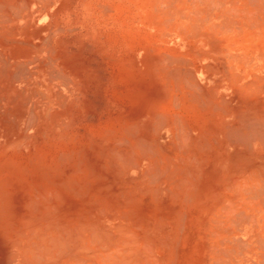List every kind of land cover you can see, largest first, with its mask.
Here are the masks:
<instances>
[{
  "label": "rangeland",
  "instance_id": "rangeland-1",
  "mask_svg": "<svg viewBox=\"0 0 264 264\" xmlns=\"http://www.w3.org/2000/svg\"><path fill=\"white\" fill-rule=\"evenodd\" d=\"M5 1L6 0H0V3H4ZM23 1L25 2L23 3ZM23 1L13 0V4L16 6L13 5L6 11L15 13L14 16L16 18L19 17V13L27 14L31 12L29 19H37L36 15H41L40 18L37 19V23L33 20V42L39 43L41 41H47L46 43L52 48L50 52L47 53L48 56L43 53L39 59L45 58L53 63L51 64V70L54 71V77L56 76L55 74H57L59 78L62 77L65 80L67 78L69 79H67L69 81V88L58 81V86L54 87L52 95H50L55 102H53V106L56 109L53 112V118L50 124L55 127V125L61 124L70 117L71 122L69 126H66V130L63 132H54L52 128H49L48 135L45 138H43L46 131V129H44L39 133L40 141L38 140L36 145L24 148L23 152H10L7 156L0 158V179H4L13 172L17 177L28 180V183L23 185L25 188L22 191H17V187L11 189L13 192L12 195L19 199L12 197L14 201L12 204H9L10 207H1L0 205V264H14L11 263L13 260L9 252L11 240L15 235L14 233H16L15 230L22 227L24 221L28 218L37 217L36 213L45 215L52 214L51 211H56L55 215L57 214L56 216H58V220L56 221H58L63 228L65 225L66 228L73 229L72 232L79 230L80 227H78V223H87V226L91 223L90 226L92 228L96 227L95 229L98 228V230L100 229L101 231H108L110 229V231L119 238L117 239L119 241L118 244L123 246H119L121 247V252L119 253H117L118 247H115V250L113 247H111L113 250H111V248L107 250V248L104 247L93 255L86 251L84 254H81L82 257H86L90 262L96 264H108V262L109 264H121V262L122 264H127L128 262H133V264H264V227H262L264 226V213H262L263 211L261 212L262 209H259L261 204V207L264 208V190L262 191L263 185L261 184L263 180H261V176L260 178L253 177L252 179L249 177V175L253 176L252 174L254 173L252 167H247L246 171L239 173V179L234 182L235 185L239 182L238 188H240L241 191L237 192L238 188H235L237 194H235L233 189H228V186H225L228 185V182L225 181L224 177H213L215 175L214 170H209V168L204 169L205 172L209 171L210 173V176L207 175V179L205 180L207 183L206 192L204 193L205 189L203 187L201 188L197 185L194 187L192 186L193 188L190 187L182 191L186 193L185 195H183L182 192L177 195L178 199L176 198V200H179L177 202L168 194L171 192V189H177V186L173 185L171 188V184L163 180L165 179L164 174L167 171L165 169L166 167L164 168L166 163L163 159V161L160 160V165H156L157 168H155L153 165L154 161H145V159L140 158L138 154L135 155L136 157L134 158L136 162L135 166H130L122 162L118 163L119 161H116L118 159L111 157V164L115 166L112 167V165L109 164L110 166H106L107 168H105L104 164L107 165V161L110 163L111 158H103L98 154L99 149L104 145H108L109 150H107L110 151V154L116 153L113 151L115 146V142L113 141L114 138L104 139L101 135L107 136L108 132L113 133V130L120 127L126 118L130 116L135 117L133 114L136 113L137 105H135L132 96L137 87H143L144 84L148 83L147 75H149V71L147 69V61L153 59L155 55L156 57L164 55L179 56L185 63L191 66L197 73V76L205 82L206 80L203 79L204 73L202 66L205 60L201 61L198 54L200 50H204L210 45L205 47V45L199 42L200 39H202L200 37L202 34L201 32L206 31L204 33L205 39L216 41L219 46L231 47L233 45L231 48L240 46L239 48H242L245 52L250 51L246 48L252 45L255 46L260 41L264 44V37L261 36L264 35L263 0H256V2L254 0H215L216 2L211 6L210 3H207V0H203L204 2L202 0ZM13 7H16V9ZM207 9L212 10L208 11ZM205 10H207L206 13ZM194 11H197V13L195 14ZM227 11L230 12L228 13ZM251 11L253 12L250 17L248 15ZM187 14L189 15L187 16ZM250 18L251 21H255L252 22L254 26L256 22H258V25L254 27L253 24L251 25L250 22H247ZM226 21L231 22L228 23ZM21 23L22 26H24L25 19L23 22L20 20L17 22V24L20 25ZM222 23H226L224 24L225 26L231 25V28L235 29V31L229 33L226 31L225 26L224 28L222 27ZM3 24L11 23L5 22ZM193 24L197 26L196 29L198 34L197 31H194L195 28H191L194 26ZM213 26L217 27L216 29L215 27L213 28L212 34L214 35L212 36L210 30ZM237 27H240V29ZM218 28H220V30ZM180 29L187 30L183 32ZM191 29L196 32V36L193 31L190 32ZM260 30L261 32H259ZM218 31L221 32L215 34ZM253 31L256 32L254 33ZM207 35L209 38H207ZM215 35L219 40H217ZM227 37L230 39L229 41H226L225 38ZM44 38L48 39L45 40ZM225 59L227 61L231 59L228 52H226ZM229 64L233 66L232 63ZM138 69L142 70L140 75L136 76V78H132L134 76L133 74L138 73ZM44 90L47 91L46 88H44ZM64 95L67 96L66 99H64ZM75 98L77 99L75 100ZM61 102V106L63 105L62 107L60 106ZM176 112H184V108L179 105ZM176 115L178 116L180 114ZM32 117H34V115H32ZM104 131H106V134H103ZM158 137H160V135ZM129 143L132 145L131 141H129ZM91 144L92 148L90 147ZM131 147L132 146H130V148ZM87 148L93 149V151L88 152ZM110 148H113L112 152ZM103 150L105 149L103 148ZM43 152L47 155L43 158V164L48 167L49 173L59 176L65 181L68 180V176L65 172L54 170L56 156H62L65 152L68 153L66 155H69V162H71L69 167L73 166L75 163L78 165L83 161V158H85L86 161H83L84 164L81 162L80 165L84 166L92 163L94 164L93 168H95V171H93L91 175L89 173L90 170L88 168L85 169V173L81 172V174H79L80 179L78 177V179L75 178L77 182L69 185V190L68 187L58 188L60 190V197L56 201L60 200L58 202L62 204L53 200L49 201L51 203L48 202L47 204V199L44 197H52V193L48 195L47 191H39L40 193L38 194L40 195H35V198H38L35 199L38 201H36V203H39V205H35L37 208L34 209L35 207L33 208L32 204H27L20 198V194H24L25 191L28 193L30 191L32 192L31 188L34 182L32 179L36 176L37 180L40 172L44 174L48 173V171L41 169L42 165L40 168L37 167L38 162L35 161ZM130 153L132 152L130 151ZM83 154L85 156L81 157L80 160L79 156ZM107 155L106 157H109V153ZM100 158L102 159L100 160ZM150 165H153L152 167L155 170L154 177H158L159 180L156 177L154 179L147 178L148 180L144 178L146 176L143 175L144 173L152 172L149 168ZM158 166L160 168L159 171H157ZM226 170H229V168ZM249 171L252 174H248L247 172ZM59 173L60 175H58ZM246 174L248 175L246 176ZM242 177L244 178V180L242 179L243 181L246 182V180H248V182H246L248 186L245 185V182L241 181L240 178ZM177 179H180V177ZM156 180H158L157 183ZM143 181L147 183V186H145L146 184H144ZM11 182L15 184L12 176ZM242 184L246 186L244 190L249 187L245 190L247 193L253 188V193H243ZM252 185H254L255 188ZM260 185L262 187H260ZM151 186L155 187L152 189ZM223 186L226 187L225 189L227 190H225ZM146 187L148 188L146 189ZM163 187L165 188L163 189ZM222 188L223 190H221ZM217 189L218 191L220 189L221 195L217 193ZM255 189H258L259 193L256 191L257 194H259L258 196L254 193ZM194 190H197V196ZM85 191L87 193H85ZM222 191H225V194ZM157 192H159V194H157ZM227 192V195L235 194L238 196L237 202L240 199V206L241 204L247 206L250 201L254 202H251V204L254 205L251 206L250 204L248 208L245 206H242L243 209L240 208L244 211L245 215H247L248 212L249 214L253 212L251 216L254 215L253 217L257 224L255 222L252 223L253 219L250 216L252 220L248 219L249 222H247L248 216L245 217V215H243L246 219L245 222L244 217H241L244 213L240 208H237L238 206H235V212H231L232 209H230L231 215L234 214V216L232 215L230 217L228 213L229 210L226 212V210H224L225 208H223L230 207L229 204L226 206L216 201L221 198L225 201ZM261 192L263 194H261ZM167 194L169 197H167ZM251 194L255 197L252 199H256L257 203L255 200L253 201L251 199ZM247 195L250 197L248 200H246L248 197ZM239 196L241 198H239ZM257 197H259V199L262 197L263 199L261 198L259 200ZM191 198L193 199L191 202L187 200ZM168 199L169 201H167ZM241 199L246 200L247 202L245 203L247 205L242 203L244 200L242 201ZM121 201L123 202L122 204ZM185 202L188 203L185 205ZM42 206L45 208H42ZM180 206L182 208H179ZM46 207L48 209H46ZM218 207H221L220 209L224 211L219 210ZM257 207L259 210H256ZM238 209H240L239 212H237ZM48 210L49 213H47ZM223 212L228 215L225 216V214H222ZM214 213L216 216L220 217L216 219L217 217ZM162 217L163 219H161ZM215 220H218V222ZM56 221L55 223H57ZM221 222L223 223L221 224ZM96 224L99 227L96 226ZM57 225L60 226L59 224ZM74 227L77 229L75 230ZM119 228H123L124 231L118 230ZM136 240H138V242ZM126 244L133 245V252L135 253L132 251L128 253ZM85 253L89 254L88 257ZM116 256L118 257V262L114 260L117 259ZM14 260H16V258H14Z\"/></svg>",
  "mask_w": 264,
  "mask_h": 264
},
{
  "label": "bare ground",
  "instance_id": "bare-ground-1",
  "mask_svg": "<svg viewBox=\"0 0 264 264\" xmlns=\"http://www.w3.org/2000/svg\"><path fill=\"white\" fill-rule=\"evenodd\" d=\"M254 1L256 2V0ZM24 2L25 1H23V3ZM215 2H216L215 0H207V3H210V6ZM13 5H14L13 0H6L4 3L3 2L0 3V158H2L3 156H7L8 154H10V152L13 151L23 152L24 148H28L36 145L37 141L40 138L39 133L42 132L44 129H46V131L44 133L43 138H45L48 135L49 128H52L53 129L52 131L54 132H61V131L63 132L66 130V126L67 125L69 126L71 122V117H70L67 120L63 121L61 124L55 125V127H53L50 124L53 118V112L56 110L55 107L53 106V102H54L53 98L50 97V95H52L54 87L58 86V81L64 86H67V88H69L68 85L69 79L67 78L68 80L67 79L65 80L62 77L59 78L57 74H55L56 76L54 77V71L51 70L52 67L51 64L53 63H51L45 58L39 59V57L42 56L43 53L44 55L49 53L52 48L50 47V45L46 43L47 41L46 42L41 41L39 43L33 42L34 39L33 24L34 21L37 23V19H39L41 15L40 14L36 15L37 19L36 18L29 19V17L31 16L30 14L31 12H28L27 14L19 13L18 14L19 17L16 18L14 16L15 13H12V11H6L8 10V8L12 7ZM14 9H16V7ZM212 9L210 10L207 9V10L211 11ZM207 10H205V13ZM252 12L253 11H251L248 16H250ZM196 13L197 11L195 12V14ZM189 14H187V16ZM24 19H25L24 26H22V23L21 25L17 24L19 20L23 22ZM5 22H9L11 24H3ZM226 22L230 23L231 21H226ZM247 22H250V24L252 25L253 24L252 22L255 21H251L250 18V20L249 21L247 20ZM222 24H223L222 27L224 28L225 26L224 24L226 23H222ZM255 24L258 25V22H256ZM214 27L215 26H213L212 29L210 30L212 36L214 35L212 34L213 33L212 30ZM219 27L222 28L221 26ZM191 28L193 29L195 28L194 31H197L196 25H194ZM220 28L218 29L220 30ZM237 28L240 29V27ZM193 29H191L190 32L193 31ZM225 29L229 33L235 31V29L231 28V25L225 26ZM184 30L187 29H183L182 31L184 32ZM205 32L206 31L201 32L202 34L200 35V37L202 39H200L199 42L205 45V47H207L208 45L210 46L204 50H200L198 56L201 59V61L205 60V63L202 66L204 73L203 79L206 81L203 82L197 76V73L191 68V66L185 63V61H183V59L180 58L179 56L174 57V56L164 55L161 57L158 56L156 57L155 55L153 59L147 61L148 62L147 69L149 71V75H147L148 83L144 84L143 87L142 86L137 87V89L134 91L132 96L135 105H137L136 113L133 114L135 117L130 116L126 118L124 120L125 124L123 123L122 125H120V127L113 130V133L108 132L107 136L101 135L102 138L104 139L114 138L113 141L115 142L114 143L115 146L114 149L113 148L112 149L116 153L113 152L114 154H110V151H108L109 150L108 145L102 146L98 151L100 157L108 158V159L113 157L114 159H118L116 160L119 161L118 163L122 162L130 166L136 165L134 158L136 157L135 155L137 154L138 156H140V158L145 159V161H154L153 165L155 168H157L156 165H160V160L163 159L164 162L166 163L165 164L166 166H164V168L166 167L165 169L167 170L164 174L165 179L163 180L171 184V188L173 187V185L177 186V189L175 190L171 189V192H169L170 190L166 187L167 185L166 184L165 187L169 191L168 190L165 191L169 192L168 194L172 198H174L173 200L177 202L179 201L176 200V198L178 199L177 195L180 194L182 191L189 189L192 186L194 187L195 185H197L200 186L201 188L203 187L205 189L204 193L206 192L207 183L205 180L207 179V175L210 176L209 171L208 172L204 171V169L207 168H209V170L215 171L214 172L215 175L213 177H220V178L224 177L225 181L228 182V185L225 186L226 187L228 186V189L229 188L233 189L235 191V194H237V192L241 190L240 188H238L239 182L236 184L237 186L235 185L234 182L239 179L238 178L240 175L239 173L246 171L247 167H252L254 173L252 174L250 171L247 172L248 174L251 173L253 175V176L249 175V177L252 179L253 177L260 178L261 176L263 178V179L261 178L263 182L262 181L260 182H262L261 184L263 185L264 188V184H263L264 183V44H262V41H260L255 46L252 45L251 47L246 48L247 50L250 51L245 52L242 48H239L240 46L234 48H231L233 47V45L231 47L219 46V44L216 41H213L211 39L210 40L205 39V35H204ZM220 32L221 31H218L215 34L217 33L219 34ZM253 32L255 33L256 31ZM259 32H261V30ZM194 33L191 34H194L196 36V32ZM261 36L264 37V35ZM207 38H209L208 35ZM216 38L217 40H219L217 36ZM225 39L226 41L230 40L228 37ZM250 41L253 42L252 40ZM226 52H228L231 56L230 61H227L225 59ZM229 63H232L233 66H231ZM141 71L142 70L138 69V73L133 74L134 76L132 78H136V76L140 75ZM44 88H46L47 91L44 90ZM66 97L67 96L63 98L66 99ZM76 99L77 98H75V100ZM62 102L60 103V106ZM179 105H181L182 108H184V112H179V113L176 112L178 110ZM176 114H180L178 115L180 117H178ZM32 115H34V117H32ZM103 134H106V131H104ZM157 135L158 136L160 135V137H158ZM129 141L132 142V145L129 143ZM130 146L132 147L130 148ZM90 147L92 148V144L90 145ZM103 148L105 150H103ZM87 149L88 152L93 151V149L90 148ZM129 150L132 153H130ZM108 153H109V157H106L108 156L107 155ZM66 154L68 153L65 152V154L62 156L61 155L56 156L55 158L56 165H54V170L59 172L63 171L68 176L67 177L68 180L66 181L63 178H60L59 176L49 173L48 167L45 164H43L44 162L43 158L47 156L45 152H43L39 157L36 158L35 161L38 162L37 167L40 168L42 165L41 169L48 171V173L44 174L43 172H40L37 180H36V176L34 177V179H32L34 180L33 186L31 188L32 192L30 191L28 193L27 191H25L24 194H20L21 195L20 198L24 202H26L27 204H32V207L33 208L35 207L34 209H36L37 207L35 205L38 206L39 203H36L37 200L35 199L37 197L35 198V195L36 196L40 195L38 193H40L39 191L42 190L47 191L48 195L49 193H52L53 195L52 197L48 196V198L47 196L44 197L47 199V204L51 200L56 201L60 197V193H59L60 190L58 188L68 187L69 190V185L77 182L76 179L80 177L79 174H81V172L85 173V169L88 168L90 170L89 173L91 175L93 171H95L94 170L95 168H93L94 164L92 163L84 166L80 165L81 162L82 164H84L83 161H86L85 158H83V161H81L78 165L75 163L73 166L69 167L71 162H69V155ZM83 156L85 155L83 154L82 156H79V159ZM101 159L102 158H100V160ZM110 161H111L110 163H108L109 161L106 162L107 165L104 164L105 168H107L106 166H110L109 164L112 163V158ZM99 163L103 164L101 162ZM111 165L112 167L115 166L113 164ZM153 165H150V167L148 166L152 172L143 174L146 175L144 177L146 178V180L150 178L154 179L156 177V176L154 177L155 170L152 167ZM227 168H229V170H226ZM159 170L160 168L158 166L157 171ZM248 174H246V176ZM58 175H60V173ZM11 176L16 185L11 182ZM72 177L74 178L75 181L73 180ZM178 177H180V179H177ZM156 178L159 180L158 177ZM240 179L241 181L244 180L243 177ZM158 180H156V183L158 182ZM246 182H248V180H246ZM25 183H28L27 179L17 177L13 172L10 175H7V177H5L4 179H0L1 207L3 206L8 207L9 204H12V202L14 201L12 197L14 198L16 197L12 195L13 192L11 189L17 187L18 189L17 191H22L25 188V186H23ZM144 184H146L145 186H147V183ZM245 185L248 186L247 183ZM252 186L254 187V185ZM148 187H146V189ZM153 187L151 186L152 189ZM165 187H163V189ZM226 187H224V189ZM245 187L246 186L243 185L242 188L243 193L244 192H246V194H250L249 192L253 193L252 191L253 188H251V191L247 193V191L245 190H247L249 187H247L244 190ZM260 187L262 186L260 185ZM235 188L236 189L238 188L237 192ZM263 188L262 191L264 190ZM221 190H223V188ZM86 191L85 193H87ZM189 191H193V190H189ZM194 191H195L194 193L196 194L197 190ZM256 191L258 192V189L254 190L255 194H257ZM222 192L225 194V191ZM228 192L225 195L226 196L225 201L222 198H221L222 200L218 199L216 201L221 202L226 206H228L229 204V206L232 207V208L228 207L229 209L227 207H223L225 208L224 210H226V212L227 210H229L228 213L230 214L231 217L232 215L234 216V214L231 215V212L232 211L235 212V206L236 207L238 206L237 208L241 207L243 209L242 206L245 205L241 204L240 206L239 205L240 199L237 202L238 196L235 194L227 195ZM217 193L221 195L220 189ZM157 194H159V192H157ZM168 194L167 197H169ZM185 194L186 193H183V195ZM195 194H194V198H195ZM261 194L263 193L261 192ZM197 195L198 194H196V196ZM258 195L259 194H257V196ZM240 196L239 198H241ZM247 196L248 197L246 198V200L250 198L249 195ZM251 196H252L251 199L255 198L253 197V194H251ZM257 198L259 199V197ZM16 199L19 198L17 197ZM187 200L191 202V200L193 199L191 198ZM246 200H244V202L242 203L247 202ZM252 200L253 201L255 200V202L257 203L256 199H252ZM58 201L56 202L62 204L61 202ZM167 201H169V199ZM251 202L252 201L248 202L249 203L248 205H250ZM122 203L123 202L121 201V204ZM186 203L188 202H185V205ZM53 205H52L53 208L54 206L56 207V205L54 206ZM248 205L245 207L248 208ZM252 205L254 204H251V206ZM261 205L259 206L258 204L259 209L260 210L262 209L261 212L263 211L262 213H264V208L261 207ZM44 206H42V208ZM47 207L46 209H48ZM179 208L182 207L180 206ZM218 208L219 210H221L220 209L221 207ZM230 209H232L231 212ZM240 209H238L237 212H239ZM253 209L255 210L254 207ZM257 209L258 207L256 208V210ZM205 210L207 211L206 208ZM55 212L56 211L54 212L51 211L52 214H45V215H43L42 213H36L37 217L35 218L32 217L33 219L31 217L28 218L27 220L24 221V225L22 227L15 230L16 233H14L15 235L11 240V248L9 252L13 260V262L11 263L96 264L90 262L86 257H82L81 254H84V252L86 251L87 253L93 255L99 252L100 249L104 247H106L107 250L110 249L111 247H113L115 250L116 249L115 247H118L117 253L121 252L120 251L121 247L119 246L122 245H119L118 244L119 241L117 240L119 238L116 237V235H114V233L110 231V229L108 231L105 230L101 231L100 229L98 230V228L95 229L96 227L92 228L90 226L91 223H89V226H87L86 225L87 223L84 224L82 222L81 224L78 223L79 224L78 227H80L79 230L76 232H72L73 229L71 230L70 228H66L65 225L63 228L62 225H60V223L56 221L58 220L57 218L58 216H56L57 214L55 215ZM242 212L244 213L243 210ZM47 213H49V210L47 211ZM222 214H225V216L228 215L225 212H223ZM248 214L245 215L244 213L241 215V217L243 215H245V217L250 216L253 220L250 217L249 218L247 217V222H249L248 219H251L252 223L255 222L253 217L254 215L251 216L253 212L250 213L249 215ZM216 217H217L216 219H218V217L220 216H216ZM245 217L244 220L246 222ZM161 219H163V217ZM55 221L57 223H55ZM215 221L218 222V220ZM222 223L223 222H221V224ZM57 224H59L60 226H58ZM96 226L98 225L96 224ZM74 229L76 230L77 228L74 227ZM118 230H121L122 232L124 231L123 228H119ZM136 241L138 242V240ZM126 247L128 249V253L129 251L133 252L134 250L133 245H127ZM111 250L113 249L111 248ZM87 253L85 254L88 257L89 254ZM14 258H16V260L18 259L17 262L16 260H14ZM114 260H117L116 262H118V257L117 259ZM127 264H133V262H128Z\"/></svg>",
  "mask_w": 264,
  "mask_h": 264
}]
</instances>
